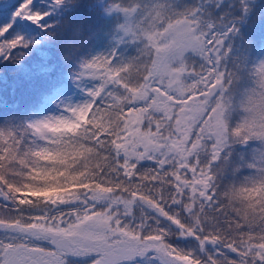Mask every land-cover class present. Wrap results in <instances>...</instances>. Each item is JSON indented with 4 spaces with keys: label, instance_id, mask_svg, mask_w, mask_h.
<instances>
[{
    "label": "snow or ice",
    "instance_id": "1",
    "mask_svg": "<svg viewBox=\"0 0 264 264\" xmlns=\"http://www.w3.org/2000/svg\"><path fill=\"white\" fill-rule=\"evenodd\" d=\"M213 3L219 12L225 0H201L199 5L182 15L201 24L205 6ZM52 5H65V0H51V4L48 0H40L39 4L35 0H0V12L9 13L7 23L0 24V59L18 62L24 50L38 42L14 31V25L18 20L28 21L47 32L52 25L42 22L51 14ZM113 7L125 11L118 4ZM228 8L227 18L220 13L217 20H208L199 29L208 55L201 56V71L196 73L193 66L190 74L201 82L194 90L204 104L196 125L201 133L197 136L194 130L193 137L206 151L207 160L201 164L199 155H194L189 164L180 169L182 176L173 173L166 178L172 187L171 201L154 202L155 226L147 221L136 222L127 211L125 218L121 219L119 205H114L117 214L112 217L114 230L106 236L108 246L96 248L85 245L88 250L81 252L77 247L81 243L79 236L99 231L91 217L106 197L102 192L87 191L71 192L67 198L49 196L56 191L58 182L84 183L88 177L77 179L78 167L72 168L69 164L75 162L74 158L110 144L109 134H101L102 126H98V122L102 125L105 119L112 118L110 105L115 104V89L120 88L118 81L124 79L123 74L113 78V73H123L124 66L114 67V55L101 54L85 61L77 75L78 79L87 76L100 81L99 86L88 93L92 99L68 107V115L49 117L27 125L28 131L44 141L43 145L21 150L22 141L16 134L0 131V264H68V257L81 255L86 256L90 264H138L148 256L163 264H264V227L239 224V216L226 214L218 199L216 169L231 163L233 153L230 149L233 145H246L250 141L264 145V60L248 70L256 87L244 90L248 95L247 102L242 100L240 104L242 118L233 123L228 116L230 108L225 97L235 93L231 99H236V85L243 67L238 58L233 59L232 67L225 63L232 53L228 41L238 32V24L244 15L250 12V0H229ZM180 15L174 13L165 19L170 21ZM158 27L164 28L165 24L161 22ZM172 66H176L175 62ZM144 71L148 73L149 70L145 67ZM141 79L145 83L152 79L155 85L157 80H166L167 76L161 72L155 77L144 76ZM160 88L167 90L163 82ZM119 94L123 95V92ZM191 95L187 94L188 97ZM213 122L218 127L215 134L208 131ZM114 155L118 162L122 159L118 150ZM135 167H139V163ZM240 168L252 169L255 175L246 176V186L234 190L233 195L241 202L246 197L249 206L255 208L253 194H258L256 200L264 209V149L256 152L252 163L241 158L234 172H239ZM165 170L161 168V171ZM117 171H121L119 164ZM36 200L54 204L57 208L73 204L82 207L60 213L59 218L47 213L26 212L25 208ZM173 208L175 212L170 211ZM112 210L109 209V215ZM181 211L189 223L181 218ZM210 213L214 216L210 217ZM160 218L171 228L160 227ZM129 219L133 223L126 226ZM210 220L215 223H210ZM176 240H191L193 246L180 247ZM39 241L46 242L47 246H41L37 243Z\"/></svg>",
    "mask_w": 264,
    "mask_h": 264
},
{
    "label": "trees",
    "instance_id": "2",
    "mask_svg": "<svg viewBox=\"0 0 264 264\" xmlns=\"http://www.w3.org/2000/svg\"><path fill=\"white\" fill-rule=\"evenodd\" d=\"M123 1L125 0H65V5L61 6L62 14L53 28L46 32L48 46H46L45 58H40L35 52H24L20 60L15 63L0 59V131H12L16 134L22 141L21 150L44 144L43 140L27 130V125L40 121V116L47 115L51 111L57 114L53 106L55 99L62 90L65 92L71 89L74 92L78 83L85 78L78 79L77 75L90 54V50L86 49L91 44V39L88 37L93 29L100 33L105 29L103 24L119 12L113 6L118 4L123 9ZM195 2L200 4L201 0ZM228 3L229 0H225L219 12L216 11L214 3L208 4L203 13L217 20L220 13L225 15L228 13L226 11L229 9ZM250 4V12L244 15L238 24V32L228 41L232 53L225 63L228 67H232L233 59L238 58V62L243 66L240 72L241 78L236 85V99H231L232 104L229 106L228 116L233 123L238 121L237 117L240 114L239 104L237 106L236 101L246 97L245 89L256 87L248 70L258 64L257 53L264 43V0H250ZM209 12L212 13L211 16ZM120 13L122 14L121 11ZM123 13L126 14L127 11ZM146 67L149 69L148 65ZM144 76H149V71ZM141 77L142 75L139 80L131 75L129 83L120 86V92H123L122 102L115 101V104L110 105L112 109L110 120L105 119L102 125L98 122V126H102L101 134L103 132L109 134L110 144L102 145L99 150L94 149L91 154L85 153L84 156L74 158L75 162L69 164V167H78L75 173L77 179H82L83 176H87L88 179L82 184L75 181L58 182L56 191L49 193L50 197L55 198L68 196L69 193L77 191L102 192L113 209L107 221L111 230L114 229L112 217L117 214L114 205H119L121 219L125 218L124 214L127 211L134 216L136 222L147 221L155 226L157 217L152 211L153 207H156L154 202L171 201L172 187L166 178L173 173L182 176L180 169L187 166L194 155H199L201 164L207 160L206 151L193 137L194 130L197 136L201 133V129L196 127L197 124L191 125L190 130H185V135H179L173 121V110L166 112L165 107L157 110L152 106L136 103L139 93H145L149 87V80L145 83ZM232 95L235 93L230 94L229 97L231 98ZM125 105H136V107H125ZM62 112L65 114L61 116L68 115L66 110ZM139 112H142L141 116ZM184 137L186 138L182 149L175 150V153L172 151L170 153L166 149L169 142ZM155 141H159L157 149L149 144ZM250 145V143L234 144L230 149L233 153L231 163L216 169V183L219 189L230 185L237 177L247 176L253 171L240 168L239 172H234L241 158L249 159ZM117 150L122 154L119 162L114 155ZM129 161L132 163L130 164ZM136 163H139V167H135ZM118 164L121 171H117ZM162 167L166 170L161 171ZM50 206V203L36 200L32 205L27 206L25 211L40 213L42 209ZM79 207L82 206L69 205L68 209L63 208L58 213H68L73 208ZM101 207L102 212L105 211L103 200L100 201L97 211ZM170 211L175 212V208ZM58 213L54 214L57 218H59ZM209 216L214 214L210 213ZM181 218L185 223H189L182 211ZM127 222L133 223L131 219ZM210 223L215 221L210 220ZM160 227L171 228L162 218H160ZM175 243L184 248L193 246L191 240H176ZM153 263L163 264L156 259Z\"/></svg>",
    "mask_w": 264,
    "mask_h": 264
},
{
    "label": "rangeland",
    "instance_id": "3",
    "mask_svg": "<svg viewBox=\"0 0 264 264\" xmlns=\"http://www.w3.org/2000/svg\"><path fill=\"white\" fill-rule=\"evenodd\" d=\"M35 3L39 4L40 0H35ZM48 3L51 4V0H48ZM197 5L199 4L195 0H125L123 1V9L127 13L124 14L121 11V14L119 11L114 14L103 24L105 29L101 33L93 29L90 37H88L91 39V44L86 48L88 51L90 50V54L87 52L88 60L101 54L109 57L114 55L116 59L114 67L124 66L123 73H113V78L122 74L124 75V79L118 81L121 87L129 83L131 75L140 80L139 77L141 75L142 77L144 76V68L147 65L149 66V69L147 68L149 70V76L155 77L161 72L167 76L166 80H157L155 85H153L152 79H148L149 87L145 93H139L136 103L152 106L157 110L165 107L166 112L173 110V121L175 122V126H177V133L179 135H185V130H190L191 125L198 124L199 118L204 111V104L201 103L199 94L194 90L201 82L194 79L190 74L192 73L193 66H195L196 73L201 71V56L206 57L208 55L204 51L206 45L202 30L199 29H201L204 22L213 20V17H208L203 13L201 24H197L195 20L186 19L182 15ZM44 10L47 11L48 9L45 8ZM62 11L61 6H51V14L42 22L52 25L47 31L53 28L54 23L57 22ZM226 11L229 13L230 9ZM174 13H180L181 15L179 18H173L170 21L165 19V17L172 16ZM227 14L225 15L226 17L228 16ZM8 19L9 13L0 12V24L7 23ZM161 22L165 24L164 28L158 27ZM13 30L23 34L28 39L38 41L29 49L24 50V52H35L40 58L46 57L48 37L44 30L28 21L20 20L14 25ZM257 55L258 63L264 60V43L260 47ZM173 62H175V67L172 66ZM161 82H163L167 90L160 88ZM109 83H111V80H109ZM99 84L100 81L98 79L85 76L78 83L74 92L71 89L65 92L62 90L58 98L55 99L53 106L57 114L51 111L47 115L40 116L39 120H44L49 117H60L65 114L62 111L68 107L84 104L91 99L88 93L95 87H98ZM115 92V101L121 103L122 95L119 94L120 88L115 89ZM169 93H172V95H169ZM188 93H192V95L188 97ZM246 97H243V99L239 98L236 101L237 106L239 104V108L242 100L245 103L247 102ZM225 101L231 106L232 103L229 96L225 97ZM139 113L141 116L142 112ZM240 118H242L241 108L237 119L239 120ZM208 131L213 134L218 131L215 122H213L212 127ZM185 138L169 142L166 149L170 153L182 149ZM158 143L159 141L149 142L156 149ZM249 143L251 144L249 147L251 148L250 157L252 158L258 150L264 149V145H261L259 141H250ZM64 197L67 198L68 196ZM103 204L106 206L105 211L102 212L99 210L91 217L92 222L96 224L99 231L79 236V240L87 243L90 247L104 248L108 246L106 244V236L113 231L109 230L110 228L107 223L109 220V209L112 206L107 198L103 200ZM72 206L82 205L73 204ZM63 208L68 209L65 205H60L57 208L54 204H51L50 207L42 209L40 214L47 213L48 215H54ZM64 219L67 220L68 216L65 215ZM127 224L128 222H126V226ZM37 243L47 246V243L43 241ZM228 255L231 256L234 254L228 253ZM153 260L151 256H148L140 260L138 264H154Z\"/></svg>",
    "mask_w": 264,
    "mask_h": 264
},
{
    "label": "clouds",
    "instance_id": "4",
    "mask_svg": "<svg viewBox=\"0 0 264 264\" xmlns=\"http://www.w3.org/2000/svg\"><path fill=\"white\" fill-rule=\"evenodd\" d=\"M252 161L253 158L249 157V159L246 160V163H252ZM253 175H255L254 170L247 176L252 177ZM245 177L246 176L237 177L230 185L219 189L218 199L221 200V207L226 214L232 216L238 215L239 224L247 226L251 223L259 224L261 227H264V209L260 207V201L256 200L258 194H253V200L256 201L255 208L249 206V201L246 197L243 202H241L240 199L233 195L234 190H239L246 186ZM247 186L251 187L250 184H247Z\"/></svg>",
    "mask_w": 264,
    "mask_h": 264
},
{
    "label": "flooded vegetation",
    "instance_id": "5",
    "mask_svg": "<svg viewBox=\"0 0 264 264\" xmlns=\"http://www.w3.org/2000/svg\"><path fill=\"white\" fill-rule=\"evenodd\" d=\"M111 230V229H109ZM114 230V229H113ZM85 245H88L85 242H81L80 244L77 245L79 251L81 252H86L88 249L85 247ZM41 246H46V245H41ZM68 259V264H90V262L87 260L86 256H70L67 258Z\"/></svg>",
    "mask_w": 264,
    "mask_h": 264
}]
</instances>
